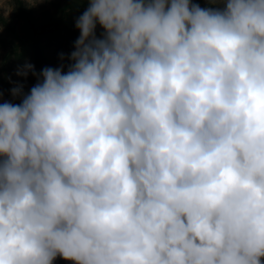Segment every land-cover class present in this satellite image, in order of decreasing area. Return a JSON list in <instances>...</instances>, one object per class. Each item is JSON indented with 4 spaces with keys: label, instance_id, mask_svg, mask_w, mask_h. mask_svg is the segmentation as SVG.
<instances>
[{
    "label": "clouds",
    "instance_id": "obj_1",
    "mask_svg": "<svg viewBox=\"0 0 264 264\" xmlns=\"http://www.w3.org/2000/svg\"><path fill=\"white\" fill-rule=\"evenodd\" d=\"M74 2L0 102V264H264V0Z\"/></svg>",
    "mask_w": 264,
    "mask_h": 264
},
{
    "label": "rangeland",
    "instance_id": "obj_2",
    "mask_svg": "<svg viewBox=\"0 0 264 264\" xmlns=\"http://www.w3.org/2000/svg\"><path fill=\"white\" fill-rule=\"evenodd\" d=\"M203 7L208 5L204 0H192ZM87 4L74 0H43L29 4L19 0H0V92L2 100L19 103L13 100L10 89L15 83L24 85V92L36 83V78L29 73L27 78L17 76L18 66L26 62L35 67L39 73L45 67L56 68L60 65L59 54L65 55L74 50V42L79 36L75 28L76 18L86 9ZM102 29L97 26L96 35ZM67 65L68 61H63ZM11 78V81L9 80ZM53 264H73L57 257Z\"/></svg>",
    "mask_w": 264,
    "mask_h": 264
}]
</instances>
